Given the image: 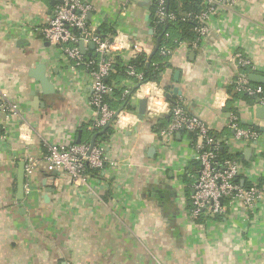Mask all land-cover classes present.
Returning <instances> with one entry per match:
<instances>
[{
    "label": "crops",
    "instance_id": "1",
    "mask_svg": "<svg viewBox=\"0 0 264 264\" xmlns=\"http://www.w3.org/2000/svg\"><path fill=\"white\" fill-rule=\"evenodd\" d=\"M53 1L0 0V87L22 109L12 119L0 112V264H264V199L253 212L238 201L225 215L200 222L191 217L199 159L183 130L166 142L145 117L133 130L116 127L100 140L87 71L71 72L58 47L36 30L50 17ZM84 1L93 6L90 22L102 35L122 29L154 49L159 35L151 2ZM209 29L198 47L180 43L170 53L161 85L166 94L177 87L172 97L220 133L232 113L226 87L237 75L235 53L252 61L249 75H264V0L218 9ZM85 55L97 56L91 41ZM41 65L49 90L38 79ZM117 86L133 91L137 85L125 79ZM216 97L225 98L223 110L214 105ZM234 106L245 124L264 129L258 108L242 101ZM94 135L116 167L75 183L45 164L47 143L91 144ZM229 137L228 151L243 165L241 183L264 187V135L252 146ZM29 155L38 161L32 172L26 171Z\"/></svg>",
    "mask_w": 264,
    "mask_h": 264
},
{
    "label": "built area",
    "instance_id": "2",
    "mask_svg": "<svg viewBox=\"0 0 264 264\" xmlns=\"http://www.w3.org/2000/svg\"><path fill=\"white\" fill-rule=\"evenodd\" d=\"M129 4L135 0H122ZM154 5L155 13L152 18V27L174 20V13L168 10V0H147ZM237 0H204L207 6L200 14L202 23L196 27L198 37L190 41L191 47H198L209 34V22L211 16L218 9H230ZM94 10L90 3L84 0H63L57 3L45 22L43 27L36 28L44 38L56 45L68 64L71 72L84 69L90 78L91 96L89 103L97 109L98 118L96 126L103 129L108 124L116 127L133 130L138 123V103L145 98L147 109L145 117L155 122L161 117L172 116L167 127L159 131V136L166 142H170L175 134L182 128L196 131L197 142L193 146L199 159L196 173L192 175V194L190 211L191 217L200 215H225L227 205L242 202L251 212L255 211L257 205L264 199V187L258 183L245 186L239 182L243 172V165L237 160L230 158H219L221 140H216L209 135V127L195 115H191L182 105H173L166 97V92L160 82L155 80L142 81L132 94L130 89H125L123 97L127 98L120 109L112 108L106 100L114 93V87L106 82L107 77L113 70L117 55H124L125 59L133 58L139 54L150 55L153 44L142 38H137L132 33L117 29L113 33L102 35L88 19L89 13ZM168 36V32L164 31ZM94 42L97 56L87 57L82 53L80 42ZM164 55L171 52L162 48ZM234 59L238 65L237 75L234 83L236 90L248 95L261 94L260 98L251 106L255 109L264 108V88L255 85L249 78V72L254 69L252 61L237 52ZM129 60V59H128ZM249 68L250 71L240 70ZM127 80L136 77L141 80L143 74L137 72L133 65H128ZM216 108L223 110L226 107L225 98L216 97L214 101ZM0 112L8 119L21 116V105L8 92L0 87ZM241 118L236 113H231L229 126L233 131V137L244 141L247 145H255L264 135L263 126L260 131L252 127H242ZM262 127V128H261ZM27 128V127H26ZM21 135L26 138L27 131L20 128ZM230 137L224 136V143L228 146ZM45 164L49 169H56L66 173L75 183H87L91 175L87 172L89 168L99 169L102 172L107 168L117 166V162L109 159L105 147L95 144L89 153V143L63 145L59 143H47ZM38 161L34 156L27 157L26 171L32 172Z\"/></svg>",
    "mask_w": 264,
    "mask_h": 264
},
{
    "label": "trees",
    "instance_id": "3",
    "mask_svg": "<svg viewBox=\"0 0 264 264\" xmlns=\"http://www.w3.org/2000/svg\"><path fill=\"white\" fill-rule=\"evenodd\" d=\"M207 6L204 4V0H168V10L174 13L175 18L167 23H162L156 25L155 32L160 35L162 34L161 44L157 52L153 55L151 59H149V55L146 54H139L133 58H130L128 61L125 59L124 55H117L115 58V63L112 72L107 77L106 82L114 87V93L112 96H108L106 100L111 104L112 108L118 110L120 107L123 106L127 98L123 97V92L126 88L122 86H117L120 84L122 80L128 78L127 69L128 65H133L137 72H141L143 74V78L141 80L137 79L136 77H130L135 85H138L142 81L147 80H155L161 83L162 74L165 72L166 68L169 65L168 58L169 55H164L162 53V48H166L170 52H172L177 45L180 43H189L192 40H195L198 37L196 32V27L199 26L202 21L200 19V14L202 11L205 10ZM155 13V8L153 11V16ZM154 18V17H153ZM167 28L168 36L165 35L164 31ZM240 70L243 71H250L249 68H241ZM235 80V79H234ZM253 83V82H252ZM255 85H262L264 88V84L253 83ZM228 92L232 95L231 104V112L234 114H238L240 117L239 112L237 111V107L234 106L239 101L244 102L247 105H252L256 102L261 94L255 95H248L244 92H239L236 90V84L233 83L226 87ZM131 90V89H130ZM173 105H182L191 115H193L185 105L182 99H176L172 97L170 99ZM241 118V117H240ZM172 116H164L153 122L155 132L159 134L161 129H164L168 126L171 122ZM240 125L242 127H252L253 129L260 131V127L254 124H245L242 120L240 121ZM98 130V128H97ZM116 130V126L112 123L109 127L105 130V132L99 135L100 140L103 141L107 138L110 134H113ZM180 132V131H179ZM182 133L186 134L188 139L191 141L192 147L197 142V133L196 131H190L187 129H183ZM209 135L216 140H221V147L219 148V158L226 159L230 158L233 160L239 161V156L232 154L228 151L227 145L224 143L223 137L224 136H232L233 131L230 126L225 127V129L218 133L214 130L209 128ZM100 141V142H101ZM99 144V143H98ZM238 157V158H237ZM100 171L99 169L89 168L87 172L89 174H95L96 172ZM241 182V178L238 180ZM245 186H249L252 183L244 182ZM220 216V215H218ZM206 215H200L195 217V222H200Z\"/></svg>",
    "mask_w": 264,
    "mask_h": 264
},
{
    "label": "water",
    "instance_id": "4",
    "mask_svg": "<svg viewBox=\"0 0 264 264\" xmlns=\"http://www.w3.org/2000/svg\"><path fill=\"white\" fill-rule=\"evenodd\" d=\"M63 0H54L53 1V4L56 5L57 3L59 2H62ZM88 19L91 20L92 19V13H89L88 15ZM150 33H153V31L151 30ZM161 39H162V34H160L157 38V41H156V44H155V47L153 49V51L151 52V54L149 55V59H151L153 57V55L157 52V50L159 49L160 47V44H161ZM91 47H95V43L94 42H91ZM80 48H81V51L82 53L85 54V42L84 41H81L80 42ZM45 65H41L38 67V69H41L42 70V74L41 76L38 77V79L40 80V83L42 84V86L47 90L51 89V85H50V81L49 79L45 76ZM179 74H180V71H176V74H175V79H178L179 77ZM249 78L251 80V82L253 83H259V84H264V75H261V74H258V73H251L249 75ZM137 89V86L133 89L136 90ZM133 91H131L130 94L133 93ZM179 92V89L177 87H173L171 89V91H169L167 94H166V97L170 100L172 95ZM180 93V92H179ZM146 109H147V100L145 98H142L139 100V103H138V118L139 119H145V115H146ZM257 112L259 114V117L263 118L264 117V108L263 107H260L257 109ZM110 124H108L107 126H105L103 128V130L100 132V133H103L105 132V130L109 127ZM184 128H182L183 130ZM96 138H97V135H94L93 138H92V141H91V144H90V149H89V153L91 152L92 148L95 146V143H96ZM19 181H20V188L21 189H24V185H25V170L23 172V174L20 175V178H19Z\"/></svg>",
    "mask_w": 264,
    "mask_h": 264
}]
</instances>
